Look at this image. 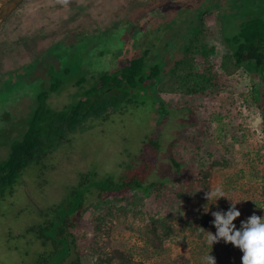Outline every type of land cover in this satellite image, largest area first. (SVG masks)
<instances>
[{
  "label": "rangeland",
  "instance_id": "rangeland-1",
  "mask_svg": "<svg viewBox=\"0 0 264 264\" xmlns=\"http://www.w3.org/2000/svg\"><path fill=\"white\" fill-rule=\"evenodd\" d=\"M232 2L24 0L3 22L0 161L10 152L11 140L4 132L13 138L23 134L42 92H48L46 104L53 112L70 110L87 91L99 88L104 76L112 78L116 68L148 48L153 60L167 66L162 76L167 75L156 93L144 83L121 87L131 92L127 100L110 112L88 115L19 182L0 189V264H36L40 245L32 234H20L40 221L42 209L63 199L82 174L117 176L127 165H139L151 155L149 138L154 136L161 146L149 177L156 182L150 192L134 190L131 200L117 194L102 203L92 194L74 230L82 237L84 263L94 264L88 254L105 245L110 253L148 264H264L255 259L250 240L255 213H264V109L255 99L253 76L243 67L227 71L220 65L228 51L221 12L232 9ZM236 2L241 6L242 0ZM199 23L197 43L215 47L209 62L219 84L216 91L191 95L179 89L168 69L175 58L184 57L189 30ZM194 59L198 69L205 64L201 54ZM160 100L172 109L164 124H159ZM169 149L181 162L182 180L207 170L208 189L190 193L203 201L213 228L201 234L176 218L171 221L174 230L160 240L152 233V217L176 212L196 218L193 199L178 197L177 183L170 181L177 168Z\"/></svg>",
  "mask_w": 264,
  "mask_h": 264
},
{
  "label": "trees",
  "instance_id": "trees-1",
  "mask_svg": "<svg viewBox=\"0 0 264 264\" xmlns=\"http://www.w3.org/2000/svg\"><path fill=\"white\" fill-rule=\"evenodd\" d=\"M232 1V9L221 12L224 21L223 36L228 51L220 65L227 71L243 67L253 76L255 83H258L257 77L264 83V0H242L239 7H236L237 2L234 3L237 0ZM196 15L202 23V12L199 11ZM200 23L194 26H197L196 30H189L190 38L183 44L184 57L175 58L173 65L168 69L171 77L178 82L179 89L185 94L204 95L206 92L216 91L219 84L215 65L209 62V57L216 52L215 47H208L206 44L199 46L197 43L200 39L198 35L202 32ZM196 54L204 57L205 64L200 69L194 64ZM166 67L162 60H153L152 49L148 48L143 54L116 68L112 78L110 75L104 76L99 88L87 91L84 97L66 111L53 112L46 104L48 92H42L23 134L13 138L4 132L11 142L9 155L0 161V189L19 182L28 168L39 165L42 159L52 152L56 142L68 134H73L88 115L110 112L127 100V94L131 92L125 88L120 89L121 87L127 84L131 89H135L144 83L154 88L156 93L157 83L167 75L166 73L162 76ZM257 83L254 96L264 109V87L258 86ZM57 85L58 83L53 84V90ZM108 92L111 93L107 94ZM157 108L159 117H164L159 118V124H164L162 121L172 109L162 100L157 104ZM156 132L159 133L160 130L156 129ZM149 142L154 147L153 151L139 165L129 164L123 173L117 176L115 173L100 175L97 171L82 174L77 184L69 186L63 199L42 209L40 221L29 225L25 232L20 234H32L35 242L40 245L36 264H85L82 257L85 253L84 244L78 239L82 237L74 230L79 226L80 218L89 206L92 194H96L97 200L102 203L117 194L131 200L134 190L150 192L156 182H149V177L161 144L157 136L150 137ZM168 153L177 168L171 179L169 178L171 183H177L175 193L180 198L193 199L192 210L194 209L193 215L197 219H189L188 215H179L176 212L152 217V233L162 240L167 233L174 230L171 221L181 218L187 221L191 229H198L202 234L206 229L213 228V220L202 208L203 201H197L190 192L195 188H199L201 192H204L205 188L208 189V172L198 169L193 175L182 180L181 162L176 160L170 149ZM260 187L264 193V182ZM254 212L256 211L252 213ZM256 213L257 223L253 226L255 236L250 240L256 246L255 259L264 263V213ZM90 245L91 243H88L89 247ZM103 247H100L97 253L92 250L91 254H88L94 264H148L129 255L110 253L105 245Z\"/></svg>",
  "mask_w": 264,
  "mask_h": 264
},
{
  "label": "water",
  "instance_id": "water-1",
  "mask_svg": "<svg viewBox=\"0 0 264 264\" xmlns=\"http://www.w3.org/2000/svg\"><path fill=\"white\" fill-rule=\"evenodd\" d=\"M24 0H0V27Z\"/></svg>",
  "mask_w": 264,
  "mask_h": 264
}]
</instances>
